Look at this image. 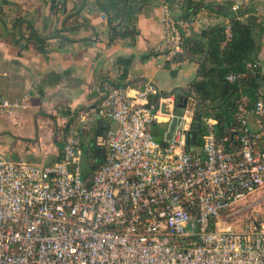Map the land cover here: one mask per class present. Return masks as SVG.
I'll return each mask as SVG.
<instances>
[{
    "label": "built area",
    "instance_id": "2783aa9c",
    "mask_svg": "<svg viewBox=\"0 0 264 264\" xmlns=\"http://www.w3.org/2000/svg\"><path fill=\"white\" fill-rule=\"evenodd\" d=\"M161 1L165 38L156 48L170 62L182 55L183 29L194 19L174 17ZM225 35L229 40L228 23ZM258 66L247 62L246 69ZM239 76L229 72L226 80ZM189 92L177 109L174 95L149 79L133 94L108 81L98 102L75 113L59 160L0 153V264H264V224L221 221L232 203L264 187V99L238 103L234 125L218 137L216 120L198 115ZM19 106L0 96V117ZM98 117L113 127L95 140L103 160L84 179L80 135ZM195 117L204 125L201 145L192 133ZM155 124L164 128L162 141L152 135Z\"/></svg>",
    "mask_w": 264,
    "mask_h": 264
},
{
    "label": "crops",
    "instance_id": "0c3cea01",
    "mask_svg": "<svg viewBox=\"0 0 264 264\" xmlns=\"http://www.w3.org/2000/svg\"><path fill=\"white\" fill-rule=\"evenodd\" d=\"M128 1L136 11V40L109 44L110 25L119 23L123 13L120 0H0V96L20 103L12 115L0 117V153L14 160L55 162L77 125L75 113L87 102H98L106 82L126 86L133 94L149 79L165 93L187 87L196 77V62L183 55L168 62L156 48L165 38V4ZM207 1L212 11L201 10L183 33L203 34L209 26L228 21L232 5L239 3V9L252 10L263 27L257 60L264 74V0ZM172 11L174 17L180 14L178 6ZM120 59L129 61L125 77ZM106 125L111 128L113 122L95 118L80 135L81 162L88 154L90 176L103 160L97 157L104 147L95 140Z\"/></svg>",
    "mask_w": 264,
    "mask_h": 264
},
{
    "label": "trees",
    "instance_id": "16d2710c",
    "mask_svg": "<svg viewBox=\"0 0 264 264\" xmlns=\"http://www.w3.org/2000/svg\"><path fill=\"white\" fill-rule=\"evenodd\" d=\"M122 16L119 23L110 25L108 43L118 39L129 38L135 42L138 29L135 25L136 16L130 1L120 0ZM170 9L179 7L178 18L194 19L203 9L212 11L207 0H167ZM104 7V6H103ZM228 21L209 26L203 34L183 33L182 55L197 63L196 77L185 88L173 89L165 95L185 98L190 90L195 91L199 116H212L216 120L215 132L218 137L224 135L235 123L237 104L245 102L249 107L259 98L264 99V74L260 65L254 70H247V62L258 61L260 50V33L263 27L259 18L250 9L231 12L226 16ZM230 25L231 37L226 41L225 27ZM39 43L42 38L36 37ZM42 49V48H39ZM146 57V56H143ZM123 64L122 77L126 76L129 61L120 59ZM229 72L240 74L233 82L226 80ZM72 120L67 126H70ZM155 139L162 141L164 128L160 125L151 127ZM204 125L200 124L199 132L195 133V145H201ZM96 155V152L94 153ZM103 155L99 151L97 160ZM83 174L88 179L90 174Z\"/></svg>",
    "mask_w": 264,
    "mask_h": 264
},
{
    "label": "rangeland",
    "instance_id": "374dc122",
    "mask_svg": "<svg viewBox=\"0 0 264 264\" xmlns=\"http://www.w3.org/2000/svg\"><path fill=\"white\" fill-rule=\"evenodd\" d=\"M83 147L86 149L87 145ZM89 159V155L85 153L81 162V170L84 174L91 173ZM247 219H254L258 223L264 224V187L241 200L235 201L230 208L221 214V221L234 228H240Z\"/></svg>",
    "mask_w": 264,
    "mask_h": 264
},
{
    "label": "water",
    "instance_id": "95a60500",
    "mask_svg": "<svg viewBox=\"0 0 264 264\" xmlns=\"http://www.w3.org/2000/svg\"><path fill=\"white\" fill-rule=\"evenodd\" d=\"M185 102H186V98L179 97L178 102H177V109L183 108L185 105ZM175 123H176V117H173L172 121L168 127V131L166 133L167 139H170L171 133L173 132L174 127H175ZM107 129H108V126L106 125L105 130L101 131L98 134V136L103 137V138L106 137ZM199 130H200V120H199V117H195L193 125H192V133L195 134L196 132H199ZM102 153H103V151H102Z\"/></svg>",
    "mask_w": 264,
    "mask_h": 264
}]
</instances>
